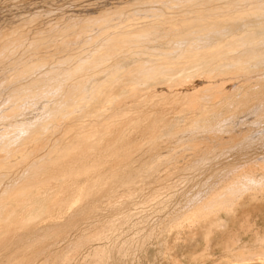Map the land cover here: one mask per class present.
Instances as JSON below:
<instances>
[{
	"label": "bare ground",
	"instance_id": "1",
	"mask_svg": "<svg viewBox=\"0 0 264 264\" xmlns=\"http://www.w3.org/2000/svg\"><path fill=\"white\" fill-rule=\"evenodd\" d=\"M139 1L113 0L84 13L56 9L38 23L31 17L21 24L17 19L23 31L42 25L28 38H21L22 32L18 37L11 31L0 33V264H25L27 250L36 240L42 241L52 234L51 229L57 232L112 198L95 192L102 185L115 189L114 194L129 190L136 181L147 185L148 177H154L163 162L184 158L186 149L202 162L264 134L260 126L264 125V101L254 112L247 97L234 105L226 102L243 89L249 92L252 82L262 87L264 0ZM78 36L76 51L65 52L63 44ZM40 53L45 56L28 59ZM260 90L264 93V88ZM205 95L227 96L219 106L225 107L222 115L209 116L206 108L195 111V101ZM123 113L130 116L121 118ZM143 113L149 118L144 119ZM249 125L250 131L239 130ZM152 128L167 133L165 142L187 139L191 143L196 135L208 138L220 131L229 138L205 149L184 141L167 154L165 149V153L156 150L150 140ZM136 159L141 162L133 165ZM259 159L257 166L237 169L240 174L228 183L217 180L194 196L197 205L191 213L169 218L165 227L173 230L163 247L166 264H181L176 249L197 237L203 240V251L187 254L185 262L202 264L212 259L216 235L221 236L216 240L222 250L219 264L254 260L261 264L264 233L250 220L252 210L264 207V156ZM242 218L245 222L240 223ZM236 221L246 223L239 227L244 236L250 235L251 243L240 241ZM45 244L50 247L52 242L42 241L31 253H39ZM252 246L262 251L246 250ZM67 253L56 258V264L69 261ZM94 257V264L103 262L101 253Z\"/></svg>",
	"mask_w": 264,
	"mask_h": 264
},
{
	"label": "rangeland",
	"instance_id": "2",
	"mask_svg": "<svg viewBox=\"0 0 264 264\" xmlns=\"http://www.w3.org/2000/svg\"><path fill=\"white\" fill-rule=\"evenodd\" d=\"M97 1H98V3H97ZM99 1L100 0H85V1L84 0H3V1L0 0V11H1L0 12V33H4L6 31H8V32L11 31V32H13V34H15L18 37L19 33L22 32L23 34L21 35V38L22 37L28 38L31 35V33H33V31H35L37 29H41L42 25L39 24L40 25L39 26L36 24L32 30H24V31L19 30L20 24H21V22H23V20L25 18L31 17V18L37 20L36 22L38 23L40 19L52 16L56 12V9L59 11H65V13H84L85 11L88 12V11H91V10L97 8L98 5H99V7H101V5L107 6V5H109L108 2L113 1V0H102L103 2H100V3H99ZM137 1H138L137 3L140 4L141 1H139V0H137ZM30 2H32V3H30ZM90 2H91V4H88ZM181 2L182 1H180V3ZM85 3H87V4H85ZM180 3H174V4H180ZM199 3H201V2H199ZM199 3L197 4V7L199 5H201ZM12 7H14V8L12 9ZM20 7H21V9H20ZM18 8H19V10H18ZM8 9H9V11H8ZM79 10H80V12H79ZM22 15H24V16H22ZM18 16H19V18H18ZM51 18H53V17H51ZM17 19L20 20V22H19L20 24L18 22H16ZM12 20H14L15 22L13 23ZM24 22H25V20H24ZM13 28H15V29L12 30ZM26 31H27V34H26ZM79 36H81V35H79ZM79 36L75 38V41H66L63 44V49L65 50V52H68L70 50L69 52L74 53L76 51V48H74L75 47L74 44L77 43V41H78L77 39L80 38ZM37 55H38V57L36 56V57L28 58V59L37 60V59L43 58L45 56L44 53H42V55H41V53L37 54ZM254 83L255 82H252L251 86L248 88V89H250L249 92L246 91L247 89L246 90L243 89L241 91L240 95H238V96H236V94H235L234 96H231V97L224 96V97H221L218 99L213 98L211 96L208 97L207 95L201 96L198 98V100L195 101L198 105V108H196L195 111L197 113L203 112V111H205L204 108H206L210 111L208 114L209 116H215L216 117V116L222 115V113L224 112V110H223V109H225L224 106H222V108L221 107L219 108V106L222 105V99L223 98L225 99L227 97L226 102L229 104L231 103L230 105H234L239 100H241L243 98L245 99L247 97L246 99H248V101H250L248 107H249L251 112L252 111L254 112L255 110H258L260 102L264 101V93H262L260 90V89L264 88V81L259 82L262 85L261 88H259V87L256 88L257 85H259V84H257V83L254 84ZM256 89H259V91ZM242 93L245 94V96ZM255 96H257V98ZM200 101H202V102H200ZM137 107L144 109L143 105H138ZM179 107H180L179 104L175 105V109H178ZM242 107H243V105L240 106L239 108L242 110L244 108V107L243 108ZM121 109L124 112L125 108L122 107ZM214 109H216V110H214ZM129 116H130L129 114L124 115V113H123L121 118H124V117L128 118ZM236 116H238V115L236 114L235 117ZM143 117H144V119H148L149 115H144V113H143ZM163 120L162 119L159 120L158 123L160 121L163 122ZM250 126L251 125L243 126V127H241L242 129L239 128V130L240 131L243 130L242 133L244 134V133H246V131H248V130L250 131V128H249ZM253 126H254V124H253ZM260 126L264 127V125H260ZM251 128H252V126H251ZM151 132H152L153 136H152V139H150V140L153 141V143L155 144L156 150H159L160 152L162 151L163 153H165V150H166L167 154L171 153V150L169 149L170 147H171V149L177 148V147H180L183 144L187 143L186 141H188L187 139H186V141L183 139L182 141H180V143L177 142L178 143L177 144V143L173 142V139H171L169 142H165V138L167 137V133L162 131V129L152 128ZM223 134H224V136H221ZM162 135H163V137H162ZM196 136L194 138H192V142L195 140L193 143L192 142L190 143L189 141L188 142L190 144H197L202 149L207 148L209 145H214L215 143H217L221 140L229 138V136L227 134L223 133L222 131H220V133H216L215 135H211L208 138H202L203 137L202 135H198V137H196ZM260 136H256V137L254 136L253 138H251L250 143L252 142V140L255 139L254 142H252V144H250V143L247 144V143H242V142L239 143L238 142L236 144V146H233L234 147L233 149H230L231 151L229 150L230 152L227 150L226 151L224 150V153L222 154L221 157H218L216 159L215 158L207 159V161L202 160V162L197 161V159L194 157H191V155H190L191 151L184 149L185 152H187V153H185V152L183 153V150L181 149L179 152L183 153L185 155L184 158H181L179 160H173L170 158L167 161L163 162V165H162L163 167L160 168V171L157 172L154 175V177L153 176L151 177V175H150V178L148 177L147 182H149V183L147 185L144 184L145 182L143 183L144 184L143 185V184H140L139 181H136V182H134L135 184H133L134 186L132 185V187L129 190H126V191L121 190L122 192H120V190H119L118 192H115V194H114L115 189L114 190L106 189V188H108L107 186H105V188L104 187L102 188V186H103L102 185L99 189L95 190V192L96 193L98 192L97 194H99V193L103 194L104 193V195L110 196L112 198H107L108 200L109 199L110 200L109 201L107 199H106V201L104 200V202L101 204L102 207L99 206L98 208L93 210L92 213L90 212V213H88V215L83 216L80 219H77V221L75 220L71 224H67L63 228L59 229L57 232L54 233V232H52L53 229H51L48 232L49 234L52 233L51 235H49L50 238H49V236H46L45 238L43 237L44 239L42 238L43 240L41 239L43 242H46L48 239V241H50V244L52 242L50 247H48L49 244L48 245L45 244V246L44 245L41 246V250L39 251V253H37V254L33 253L32 254L31 252H33L32 251L33 248L35 246L37 247L39 244L42 243V241L36 240L37 241L36 244L34 246H32V245L29 246V248L27 250L26 257L27 256L28 257L25 258V260H24L25 264H39L40 262H41V264H51V263L56 264V262H58L56 260V258H60L61 256L65 255L68 251L71 252V253H67V256H69V261H66L63 264H67V263L68 264H72V263L73 264H78V263L79 264H82V263L83 264H94L93 261H96V259H95L96 257H94V256H97V255L99 256L100 253H101V256L103 258V262L101 264H120V263L121 264H125V263L126 264H166L165 260L163 259L164 258L163 252H165V249H163V247L165 248V246H166L165 242L172 239V230H173L172 229L173 227L168 228V230L166 229V227H165L166 222L169 221L170 219H172L171 217H173L175 215H181V214H184V212H185V214H188V211H189V213H191V211H193L192 206L195 208V206L197 205L196 203H194L197 201H194L193 197L196 196L197 194L201 195L203 192H206L208 190V187L210 185H213L215 183V181L218 180V182L221 181V183L223 181H225V183H228V181H230L231 178L237 177L240 174V172L239 173L235 172L237 169H239V170L240 169H246L247 166H251L253 164H254L253 166L259 165L260 160H261V159H259V157L264 156V144H261V143H264V140L261 139V137L263 138L264 134L261 137ZM118 137L120 138V135ZM215 137H217V138H215ZM220 137H223V139H221ZM158 138H160V140H157ZM119 140L120 139H118V141ZM184 141H185V143L182 144V142H184ZM119 142H117V143H119ZM229 143L230 142L227 141L226 146ZM105 144L107 146L112 145L109 142H106ZM99 146H102V143H99L98 147ZM139 147H141V146H139ZM92 148H95V146ZM224 149H226V148H224ZM121 152H122V149L119 150V153H121ZM156 153L159 154L158 152H156ZM136 162H138V163H136ZM136 162L135 163L133 162V165L139 164L141 161H139V159L138 160L136 159ZM168 162H170V163L168 164ZM164 163H165V165H164ZM248 164H250V165H248ZM231 171H233L235 173H231ZM211 183H213V184H211ZM135 185H136V187H135ZM108 186H109V188H111L110 185H108ZM108 192H111V194ZM127 196H129V197H127ZM117 199H118V202L120 203L119 205H118V202L116 201ZM130 200H132L133 202ZM121 203H122V205H121ZM193 203H194V205H192ZM103 205H104V207H103ZM113 208H115V209H113ZM98 209H100V210H98ZM99 211H101V212L99 213ZM87 216H88V218H87ZM117 217H119V218L117 219ZM97 220H98V222H97ZM206 220L209 222V219H206ZM206 220H203V221H206ZM242 220H243V218L240 220V223ZM250 220L255 221L260 232L263 234L264 233V207H261V210H259V208L252 210ZM203 221L201 222V224H203ZM238 221L233 223L234 229H236V230L240 228L239 226H242L244 228L245 227L244 225L246 224V223L244 224L243 222H242L243 225H241L240 223L237 224ZM229 224L231 225L230 222H229ZM100 230H101V232H100ZM243 230L244 229L239 230V234L241 233V236H239L240 241L244 240L246 242V240H247L248 242L247 243L244 242V244L251 243L249 241V238H248V237H250V235H247V237H246V235L244 236L242 233V232H244ZM169 233H170V235H169ZM97 237H99V239ZM107 237H109V239ZM217 237H221V236L216 235L215 241L217 240ZM100 241H101V244H100ZM115 241H117V242H115ZM215 241H214V243L217 246L214 247L213 245H211L212 249L210 252L211 254L212 253L214 254V257L212 259L206 260L202 264H217V262L219 264L220 258H221L220 255L222 256V250L221 251L219 250L220 249L219 248L220 247L219 241L218 242L217 241L215 242ZM53 242H54V244H53ZM113 242H114V244H113ZM57 244H58V246L56 247ZM110 244H111V246H110ZM119 245H121V246H119ZM85 246H86V248H85ZM118 246H119V248H118ZM89 247H91V248H89ZM106 247H107V249H106ZM203 247H204L203 240L200 237H197L194 242H191V244H187L183 247L177 248L176 253H177V256L180 257V258L178 257L181 261L180 263L181 264H189L188 262H185L186 260L184 259V257L187 254L197 253L198 250H199L198 253L202 252ZM74 248L76 251L74 250ZM254 248H255V250H254ZM259 249L260 248H258L257 246H252L251 248H248L246 250H249V251L250 250L251 251L257 250V251H259ZM92 250H94V251H92ZM61 251H62V253H61ZM91 251H92V253H91ZM97 251H100V252H97ZM87 253H88V255H87ZM90 253L92 254V256L90 255ZM68 254H70V255H68ZM93 254H94V256H93ZM70 256H71V258H70ZM86 256H88V257H86ZM90 257H91V259H90ZM93 257L95 260H93ZM7 258H9V257H6L4 260H6ZM77 258H78V260H77ZM82 258H83V261L81 262ZM70 259L72 261H70ZM259 261H261V260H259ZM259 261L254 260L253 262H251V264H253V263L260 264ZM263 262H264V260H262L261 264H263ZM6 263H7V261H6ZM6 263H3V264H6Z\"/></svg>",
	"mask_w": 264,
	"mask_h": 264
}]
</instances>
